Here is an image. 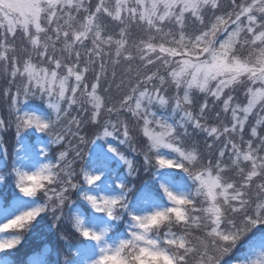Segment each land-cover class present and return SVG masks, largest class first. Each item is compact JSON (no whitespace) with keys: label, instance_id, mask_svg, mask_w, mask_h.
Masks as SVG:
<instances>
[{"label":"snow or ice","instance_id":"snow-or-ice-1","mask_svg":"<svg viewBox=\"0 0 264 264\" xmlns=\"http://www.w3.org/2000/svg\"><path fill=\"white\" fill-rule=\"evenodd\" d=\"M3 189L0 264H264V0H0Z\"/></svg>","mask_w":264,"mask_h":264},{"label":"trees","instance_id":"trees-1","mask_svg":"<svg viewBox=\"0 0 264 264\" xmlns=\"http://www.w3.org/2000/svg\"><path fill=\"white\" fill-rule=\"evenodd\" d=\"M13 141L11 138H8L6 146L8 147L9 151L12 150ZM10 192L8 189L0 190V196H9ZM47 242V238H41L38 235L30 236L23 244L21 254H31L34 250H39L42 244ZM240 250H238L239 253Z\"/></svg>","mask_w":264,"mask_h":264}]
</instances>
